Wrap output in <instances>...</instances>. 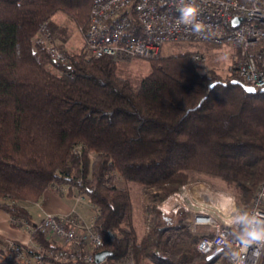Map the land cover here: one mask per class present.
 I'll list each match as a JSON object with an SVG mask.
<instances>
[{
  "label": "trees",
  "instance_id": "obj_1",
  "mask_svg": "<svg viewBox=\"0 0 264 264\" xmlns=\"http://www.w3.org/2000/svg\"><path fill=\"white\" fill-rule=\"evenodd\" d=\"M91 3L0 0V208L35 226L24 204L62 188V197L89 200L102 251L111 253L102 264H175L155 252V207L157 228L179 227L183 214L172 213L170 196L195 174L222 181L244 208L251 203L264 178V91L247 93L232 83L235 74L205 71L197 50L150 59L136 85L106 57L70 54L55 67L43 48L33 51L43 21L59 39L57 15L84 35ZM118 179L140 188L147 225L140 237L130 188ZM31 239L47 245L37 230ZM178 241L167 254L179 255Z\"/></svg>",
  "mask_w": 264,
  "mask_h": 264
},
{
  "label": "built area",
  "instance_id": "obj_2",
  "mask_svg": "<svg viewBox=\"0 0 264 264\" xmlns=\"http://www.w3.org/2000/svg\"><path fill=\"white\" fill-rule=\"evenodd\" d=\"M186 2L198 8L196 22L201 26L198 32L192 25L177 23L178 9L183 7L181 0H92L84 33V52L93 58L106 57L119 62L157 58L166 44L234 45L242 57L235 69L239 81L256 90L264 88V0ZM32 46L33 51L43 48L55 67L68 61L65 51L56 44L49 21L39 24ZM203 57L202 53L193 55L194 60L203 61ZM185 192L186 197L180 192L170 196L175 199L172 213L183 214L180 226L166 229L156 226L158 238H163L170 229L180 228V232L186 230L184 242L194 252L206 258L215 254L212 259L217 264H232L233 250L244 258V264H264V248L257 257L253 252L258 245L242 251L240 244L249 228L264 226V178L245 213L237 207L236 197L230 191H215L206 186L205 193H199L203 197L199 201ZM60 193L64 195L65 190L61 188ZM73 198L79 201V197ZM12 224L30 237L35 230L39 231L47 243L46 246L27 244L0 236V251L12 264H96L95 254L104 246L95 228V218L86 224L74 213L47 214L35 226L15 219ZM109 237L113 239V233L109 232ZM126 264L135 263L128 259Z\"/></svg>",
  "mask_w": 264,
  "mask_h": 264
},
{
  "label": "rangeland",
  "instance_id": "obj_3",
  "mask_svg": "<svg viewBox=\"0 0 264 264\" xmlns=\"http://www.w3.org/2000/svg\"><path fill=\"white\" fill-rule=\"evenodd\" d=\"M53 21L57 25L58 30L60 29L59 31H61V33L59 32L57 33L59 39H55L56 44L58 46L60 45L59 47L65 51L67 57H69L70 54H79V53L82 54L84 52V35L83 33L80 32L77 26L74 23H72L69 19H67L64 15L55 16L53 18ZM185 50H197V52H201L204 55L203 57L204 70L214 71L221 78H227L230 75L235 74V69L242 60V57L240 55V49L235 47L234 45H225V46L223 45L215 48H209L203 45L196 46V45L176 44V43L166 44L162 48L161 56H166ZM116 66H117V73L120 76L128 79L134 85L138 84L151 70L150 61L142 58H132V59L119 61L116 62ZM55 72L58 73V70H56ZM117 185L121 187L126 186L130 188V198L133 205L132 224L137 235L140 237L147 229L146 219L142 208L143 197L140 188L131 183L125 184L120 179H118ZM184 186H187L188 188L187 189L181 188V190L179 191L180 194H182L183 197H186L184 193L186 194L187 192L185 191L187 190L188 194L192 196L194 199L197 198L198 201L203 200V197L201 195L199 196V193H205L206 186L215 191H230L225 187L224 183L219 179L204 174H195L193 176V180L185 184ZM60 190L61 188L57 190L51 187L46 191H52L56 195L61 196ZM230 192L233 193L232 191ZM65 199L72 206L75 214H77L78 217L86 224L91 222V220L95 217V212L91 209V204L86 197H79V201L74 200V198H68V199L65 198ZM39 202L40 201L36 203L34 202V203L24 204V206L28 209V211L32 215V219L34 223L38 222L39 218L43 215V211L38 207H36ZM187 202L188 201L186 200L185 203ZM236 204L237 207L241 209L242 212L245 213L248 206L244 208L243 204L241 203H236ZM188 205L190 206V203H188ZM156 209L157 206L155 207L154 210L155 228L157 226ZM0 210L3 211L1 208ZM5 214L8 217V223L11 224L13 219L7 213ZM179 229L180 228L168 230L169 232H167V234L161 239L158 238L157 236L159 240L156 239V241L159 242H157L158 246H156L157 249L155 248L156 249L155 252L157 256H159V258H162L165 261L168 260V258H171V260H173L175 264H207V263L217 264L216 262H214V260L209 262L210 260L207 261L206 256L194 252L192 246L189 245L188 243L187 244L185 243L186 236L184 235V231L186 232V230L180 232ZM198 232L202 233L201 230ZM168 235L173 237L172 242H169L170 244L167 243L168 242L167 237H169ZM179 239H182L183 241H178ZM176 241L179 242L178 244L179 246H176L175 248H181L180 249L181 252L179 253L178 256L175 257V255H173L171 252L167 254L166 250L168 249V246L170 247L171 245L176 243ZM180 242H182L183 244ZM0 254H2L1 251ZM1 257L5 258L3 254ZM142 264H155V263L153 260H148L145 262L143 261Z\"/></svg>",
  "mask_w": 264,
  "mask_h": 264
},
{
  "label": "crops",
  "instance_id": "obj_4",
  "mask_svg": "<svg viewBox=\"0 0 264 264\" xmlns=\"http://www.w3.org/2000/svg\"><path fill=\"white\" fill-rule=\"evenodd\" d=\"M39 209L43 211V215L39 220L47 214L51 215H69L74 213L72 206L66 201L65 198L56 195L52 191H45L42 199L37 204ZM77 215V214H76ZM78 216V215H77ZM0 236L2 238L13 239L22 241L27 244L34 243L28 233L20 228H14L8 223L7 215L0 210ZM2 256V254H0ZM0 256V264H11L8 259Z\"/></svg>",
  "mask_w": 264,
  "mask_h": 264
},
{
  "label": "clouds",
  "instance_id": "obj_5",
  "mask_svg": "<svg viewBox=\"0 0 264 264\" xmlns=\"http://www.w3.org/2000/svg\"><path fill=\"white\" fill-rule=\"evenodd\" d=\"M183 7H180L178 11L180 12L177 18V23L192 25L195 31L200 30V24L196 22V16L198 13L197 6L192 2H186V0H181ZM240 244L243 246L242 251H247V249L252 245H258L254 250L253 255L260 256L261 248H264V226L256 227L253 226L249 228L244 236L241 238ZM230 260L232 264H244V258L237 251H232L230 254Z\"/></svg>",
  "mask_w": 264,
  "mask_h": 264
},
{
  "label": "water",
  "instance_id": "obj_6",
  "mask_svg": "<svg viewBox=\"0 0 264 264\" xmlns=\"http://www.w3.org/2000/svg\"><path fill=\"white\" fill-rule=\"evenodd\" d=\"M264 66V63H263ZM233 84H240L242 88L247 92V93H255L256 89L252 86L245 85L239 80H233ZM261 91H264V88L261 89ZM215 254L210 255L209 257L206 258L207 261L211 260L214 257ZM111 256V253L109 251L103 250L95 254V263L100 264L103 262L107 257Z\"/></svg>",
  "mask_w": 264,
  "mask_h": 264
},
{
  "label": "bare ground",
  "instance_id": "obj_7",
  "mask_svg": "<svg viewBox=\"0 0 264 264\" xmlns=\"http://www.w3.org/2000/svg\"><path fill=\"white\" fill-rule=\"evenodd\" d=\"M175 44V43H174ZM176 44H188V45H203V46H206V45H211L209 43H193V44H189V43H176ZM164 47V46H163ZM197 53H201V52H197ZM197 53H194V54H197ZM172 202L174 204V198L172 199Z\"/></svg>",
  "mask_w": 264,
  "mask_h": 264
}]
</instances>
